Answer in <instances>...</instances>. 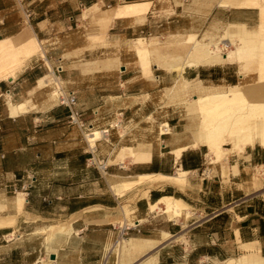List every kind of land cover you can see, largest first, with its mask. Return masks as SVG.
Wrapping results in <instances>:
<instances>
[{
    "label": "crops",
    "instance_id": "obj_1",
    "mask_svg": "<svg viewBox=\"0 0 264 264\" xmlns=\"http://www.w3.org/2000/svg\"><path fill=\"white\" fill-rule=\"evenodd\" d=\"M157 1L0 0V42L31 35L38 45L36 55L44 58L40 65L20 69L13 80H0V219L9 222L14 218L12 224L0 228V249L8 248L9 237L21 227H28L22 229L27 235L58 221L69 232L67 240L77 237L90 242L95 238L94 247L100 254L128 230L130 238L154 242L142 260L151 259L152 264H238L249 255L264 260V193L241 188V176L248 167L264 166V147H246L238 156H230L225 175L222 166L216 165L210 168L214 173L205 176L206 153L202 146L191 147L175 116L157 126L151 124L157 135L150 141L121 146L114 163L107 166L105 150L111 153L127 140L124 130L94 146L88 141L85 131L89 128L102 133L92 129H105L114 120L130 128L148 123L153 115L151 100L168 76L151 73V78H144L141 70L129 67L116 71L114 62L100 56L115 57L114 44L147 32L145 22ZM131 2H148L147 13L128 12L124 18L114 15L120 5ZM98 37L105 38L108 46L95 43L93 39ZM187 71L185 77L181 72V79L214 81L223 77L218 69ZM47 76L54 82L58 79L64 91L74 93L83 128L69 121L64 106L43 99L38 87L46 85ZM109 78L110 85L104 81ZM9 104L23 105L24 112L10 110ZM164 124L168 132L161 134ZM176 150H180L178 157ZM97 163L105 165L103 173L97 171ZM142 176L174 180L145 181L121 196L110 189ZM30 179L31 187L23 191ZM163 198L182 202L186 214L172 219L161 211L151 212L149 207ZM17 199L22 200L20 208ZM124 206L134 225L130 228L122 213ZM49 222L52 224L44 225ZM14 249L0 256V264H16ZM37 251L29 264L39 263ZM54 257L50 264L61 261L60 254ZM104 257L77 260L78 264H101Z\"/></svg>",
    "mask_w": 264,
    "mask_h": 264
},
{
    "label": "rangeland",
    "instance_id": "obj_2",
    "mask_svg": "<svg viewBox=\"0 0 264 264\" xmlns=\"http://www.w3.org/2000/svg\"><path fill=\"white\" fill-rule=\"evenodd\" d=\"M223 1L225 2V0H158L156 7L151 10L147 22H142H145V26L148 27L147 32L134 34L130 36L129 40L121 42L120 45L114 44L112 48L117 51L115 57L105 54L100 56V58L109 59L114 62L116 71H120L121 67H129L133 71L141 70L140 74H142L144 78H151V73L160 76L166 74L168 76V78L165 79V83L159 86L160 90L155 92V97L151 100L153 118L148 117V123L125 128L120 121L114 120L106 125L105 129H108L107 137L98 141H107L106 138H110L111 133L121 132V130H124V135L127 139L124 142H120L117 146H114L111 153H109V150H105L108 153L104 158V164L106 166L111 162L112 164L114 163V159L119 153V148L121 146L135 145V143H141V140L148 139L150 141L152 135H157V129L152 131L150 127L151 124L157 126L158 123L167 121L172 116L180 119L182 123V136L188 138L192 142V133L195 128L190 121V117L195 115H190L188 105L194 102L196 92L202 87L214 91H225L229 87L235 85H256L260 80V69L264 77V0H252L257 4L258 9H235L231 6L226 8L220 7ZM102 9L104 10L107 8L103 7ZM240 32H246L252 35V37L249 38L248 44H246L247 46L245 45V48L249 52H246L244 55L243 63H218V65H216V63L209 66L199 65L196 67L200 68L204 66L203 68L222 70L223 77L219 80H185L184 78L181 79L180 75L182 72V76L185 77L188 74V67H183L182 71L176 70L171 72H166L154 67V65L158 66L159 63L162 62V59L168 60L171 64L180 65L182 60L186 58L187 48L191 49L195 43L212 46L221 40H225L224 37L226 35L238 34ZM136 39L144 40L145 42L143 41V44H145V48H147L150 53V57H148L149 64H147V67L145 65V71L142 68L143 66L140 67L143 63L140 58L136 56L134 50V41ZM93 41L102 46H108L109 44L103 37H98L93 39ZM225 42L227 41L225 40ZM192 43L194 44L192 45ZM235 49L236 46L232 44L226 47L223 44L218 45V51L220 50V53H226V51L230 50L234 51ZM40 58L44 60V58L42 56L39 57V55L32 57L23 64L21 70L29 65H40ZM117 66H119L118 69ZM146 70L148 72H146ZM20 71H18L15 76ZM183 72H185V75ZM52 79V76L44 77L46 85L38 88H42L41 95L43 99L57 102V90L61 89V83L57 78V83ZM104 81L110 85L112 79L109 78ZM180 85L182 86L181 88L186 86L190 94H183V92L177 90ZM149 110L151 109L149 108ZM197 120H199V118L196 116V122ZM92 130L101 131L103 129ZM90 131L91 130H86L85 133L88 134ZM160 131H162V128L159 132ZM111 138L110 142L113 143L114 139L113 137ZM203 152L206 153V148L204 147ZM240 153L235 152L229 154L224 162L215 164L226 167L227 161L231 159L230 156H238ZM205 160L208 162L206 158ZM215 164H206L203 166L205 176L214 173L210 168L212 169L213 166H216ZM245 172L246 174L241 176V179L244 181V184L241 186L242 190L244 192H253L254 194H263L264 166H251L248 167ZM122 213L126 225L128 224L127 227H132L133 225L129 221V209L126 206L122 207ZM13 219L14 218H11L12 221L9 222H6L4 219L2 222L10 225L13 223ZM48 224L50 225L52 223L49 222L44 225ZM53 224L54 226H46L37 233L27 235L24 234L25 232H23V230H27L28 227H21L17 233L9 237L11 243H9L10 245H8V248L4 250L0 249V256H3L5 253L8 254L10 251L12 252L14 247H16V249H14L16 252L14 255L16 264H29L32 255L36 253L35 255L38 256L37 250H39L38 264H50V262H54V260H49L47 256L48 253L54 255L60 254L61 261L58 264H78L77 258L79 257L81 261L87 260L88 258L96 260L98 256L102 254H104L105 257L101 264H138L146 256L144 255L145 253H143L132 258H124L127 255L130 241L133 239L130 238L132 235L128 230L124 231L125 233H123V235H120L100 254L98 248L94 247L96 242L95 238H91L90 242L77 237H70L67 240L65 224L58 221ZM122 224L123 222L119 225L122 226ZM52 227L53 229H51ZM62 231H64V233ZM119 246H121L120 252H118Z\"/></svg>",
    "mask_w": 264,
    "mask_h": 264
},
{
    "label": "bare ground",
    "instance_id": "obj_3",
    "mask_svg": "<svg viewBox=\"0 0 264 264\" xmlns=\"http://www.w3.org/2000/svg\"><path fill=\"white\" fill-rule=\"evenodd\" d=\"M148 5V2L125 3L119 6L118 12L114 15L116 17L124 18V16L129 15L128 12L138 15L143 14L144 12L147 13L146 11L149 7ZM229 6L235 9H258L257 4L252 0H225V2L223 1L220 4V7L226 8ZM101 19L103 20L104 18L102 17ZM104 21L105 19L103 22ZM251 37L252 35L249 33L240 32L238 34L226 35L224 39L227 42H225V40H221L217 43L214 42L215 44L212 43V46L208 45L209 47L206 46V44L202 45L192 43V45L194 44L193 47H191V49L187 48L186 58L183 57L184 59L180 65H174L168 60L162 59V62H158L159 65H154V67L162 69L166 72H171L176 70L182 71L183 67L196 68L199 65L209 66L216 63V65H218V63H243L244 55L246 52H249L245 48V45L248 44L249 38ZM143 41L141 39H136L134 41V50L136 56L142 61L143 65L140 67L143 66L142 68L144 70L148 66L147 64H149L148 57H150V53L147 48H145ZM219 44H223L225 47L232 44L236 46V49L234 51L230 50L226 51V53H220V50L218 51ZM37 52V42L31 35H27L16 41L4 40L0 42V80H13V78H15V74L21 69V67H23V64L27 60L34 57ZM146 72L148 71L146 70ZM259 74L261 75L260 80L256 85H235L229 87L225 91H214L209 88L202 87L196 92L194 102L188 105L190 115H195L190 117V121L195 128L192 133L191 147L196 148L198 146H202L206 148L205 157L209 164H220V162H224L226 160L229 154L235 152L240 153L246 147H252L254 145L264 147V77L261 69ZM181 87L182 86L180 85L176 88L180 92H183V94H190L186 86H183V88ZM9 108L12 111L17 110L19 113L24 112L23 105L14 106L9 104ZM196 116L199 118L197 122ZM164 126L165 129L160 131L161 134L168 132L167 125L164 124ZM90 132V134L88 133L86 135L92 146H94L96 141L105 138L103 133ZM179 152L180 150L174 151L177 157L179 156ZM222 169V172L225 175L227 173L225 167H222ZM184 175L185 174H180V176L183 177ZM137 179L138 180L134 183L112 186L110 189L115 195L121 196L124 192L145 181L167 182L174 180L171 178L155 176H142ZM179 180V178L176 179V182H179ZM16 202V205L20 208L22 200L17 199ZM149 208L151 212L161 211L163 214H166L172 219L179 217L183 212L185 214L187 212L186 206L182 202L173 200L172 198H163L155 204H152ZM2 221H4V219H0V228L8 225ZM122 225L124 226V224ZM51 229H53V227ZM62 232L64 233V231ZM153 245L154 242L146 239H132L129 254L124 258L128 259L141 255L149 251ZM138 264H152V260L147 259L139 262ZM230 264H232V261ZM238 264H264V260L258 256L249 255L240 258Z\"/></svg>",
    "mask_w": 264,
    "mask_h": 264
},
{
    "label": "built area",
    "instance_id": "obj_4",
    "mask_svg": "<svg viewBox=\"0 0 264 264\" xmlns=\"http://www.w3.org/2000/svg\"><path fill=\"white\" fill-rule=\"evenodd\" d=\"M57 93H58L56 97L57 104L60 106H64L68 110L69 121L72 124H76L78 127L83 128L84 127L83 124L78 120L79 112L76 110V101H75L74 93L71 91H64L63 89L57 90ZM88 130H90V128ZM101 132L104 134L105 137H107L108 129H103L101 130ZM105 168H106L105 165L102 163L96 164V169L100 173H103L105 171ZM31 184H32V179H30L29 182L25 186H23V191L29 189L31 187ZM120 235H123V233H121Z\"/></svg>",
    "mask_w": 264,
    "mask_h": 264
},
{
    "label": "water",
    "instance_id": "obj_5",
    "mask_svg": "<svg viewBox=\"0 0 264 264\" xmlns=\"http://www.w3.org/2000/svg\"><path fill=\"white\" fill-rule=\"evenodd\" d=\"M121 70H123V68H121ZM49 260L53 261L55 259L54 255H49L48 256Z\"/></svg>",
    "mask_w": 264,
    "mask_h": 264
},
{
    "label": "trees",
    "instance_id": "obj_6",
    "mask_svg": "<svg viewBox=\"0 0 264 264\" xmlns=\"http://www.w3.org/2000/svg\"><path fill=\"white\" fill-rule=\"evenodd\" d=\"M201 79V78H200Z\"/></svg>",
    "mask_w": 264,
    "mask_h": 264
}]
</instances>
